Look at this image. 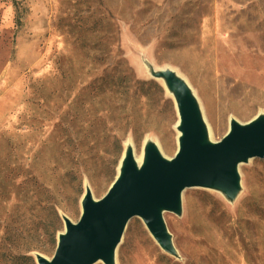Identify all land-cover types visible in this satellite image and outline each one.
I'll return each mask as SVG.
<instances>
[{
  "label": "rangeland",
  "instance_id": "rangeland-1",
  "mask_svg": "<svg viewBox=\"0 0 264 264\" xmlns=\"http://www.w3.org/2000/svg\"><path fill=\"white\" fill-rule=\"evenodd\" d=\"M143 60L189 83L219 141L264 114V0H0V264L51 258L61 216L79 220L87 186L106 194L126 143L175 155L174 99ZM239 172L235 201L187 188L164 214L178 256L134 217L116 264H264V160Z\"/></svg>",
  "mask_w": 264,
  "mask_h": 264
},
{
  "label": "water",
  "instance_id": "water-1",
  "mask_svg": "<svg viewBox=\"0 0 264 264\" xmlns=\"http://www.w3.org/2000/svg\"><path fill=\"white\" fill-rule=\"evenodd\" d=\"M148 73L162 81L174 99L178 120V150L168 158L147 141L138 162L132 144L106 194L96 199L89 186L81 200V216L73 222L62 215L64 230L57 235L54 255L35 254L36 264H116V251L134 217L169 255L178 256L164 214L180 216L187 188H205L235 201L242 190L239 167L254 158L264 160V114L247 123L235 119L219 141L210 137L200 102L189 83L170 68Z\"/></svg>",
  "mask_w": 264,
  "mask_h": 264
},
{
  "label": "trees",
  "instance_id": "trees-1",
  "mask_svg": "<svg viewBox=\"0 0 264 264\" xmlns=\"http://www.w3.org/2000/svg\"><path fill=\"white\" fill-rule=\"evenodd\" d=\"M14 3H15V5H17V0H14ZM21 23H22V18H21V15L18 12V15H17V18H16V25L19 26V25H21ZM57 235L58 234H57V231H56L55 236H57ZM22 256H23L22 258L27 260L29 264H36L35 259H34L33 256H28V255L27 256L26 255H22Z\"/></svg>",
  "mask_w": 264,
  "mask_h": 264
},
{
  "label": "bare ground",
  "instance_id": "bare-ground-1",
  "mask_svg": "<svg viewBox=\"0 0 264 264\" xmlns=\"http://www.w3.org/2000/svg\"><path fill=\"white\" fill-rule=\"evenodd\" d=\"M145 70L147 71V68L145 67ZM179 74V73H178ZM180 75V74H179ZM128 144V145H127ZM127 146L130 145V143H126ZM136 158H137V161L140 162L141 161V156H137L136 155Z\"/></svg>",
  "mask_w": 264,
  "mask_h": 264
}]
</instances>
